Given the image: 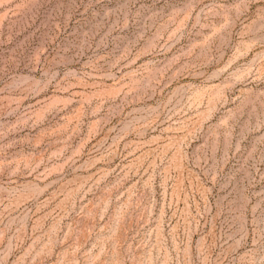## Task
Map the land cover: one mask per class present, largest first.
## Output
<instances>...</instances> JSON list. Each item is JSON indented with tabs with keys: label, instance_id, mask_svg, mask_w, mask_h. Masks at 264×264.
Masks as SVG:
<instances>
[{
	"label": "rangeland",
	"instance_id": "374dc122",
	"mask_svg": "<svg viewBox=\"0 0 264 264\" xmlns=\"http://www.w3.org/2000/svg\"><path fill=\"white\" fill-rule=\"evenodd\" d=\"M0 264H264V0H0Z\"/></svg>",
	"mask_w": 264,
	"mask_h": 264
}]
</instances>
